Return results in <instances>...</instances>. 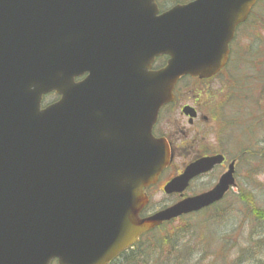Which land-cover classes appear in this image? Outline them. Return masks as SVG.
Here are the masks:
<instances>
[{
  "label": "water",
  "instance_id": "1",
  "mask_svg": "<svg viewBox=\"0 0 264 264\" xmlns=\"http://www.w3.org/2000/svg\"><path fill=\"white\" fill-rule=\"evenodd\" d=\"M155 1L0 0V264H108L234 184L230 165L210 190L138 216L143 188L172 158L151 135L158 109L181 77L225 66L257 0H193L160 14ZM50 92L60 98L41 108ZM222 161L189 163L163 191L182 195Z\"/></svg>",
  "mask_w": 264,
  "mask_h": 264
},
{
  "label": "trees",
  "instance_id": "2",
  "mask_svg": "<svg viewBox=\"0 0 264 264\" xmlns=\"http://www.w3.org/2000/svg\"><path fill=\"white\" fill-rule=\"evenodd\" d=\"M171 2H177V0H171ZM263 4L264 0L257 2L247 20L249 25L251 21L258 20V16L264 17ZM257 7L261 10L256 11ZM237 36L238 32L236 38ZM248 36L250 41L247 49L243 50L244 46H240L237 50H233L236 47L233 48L229 63L217 76L222 80L225 78L222 87L225 86L219 92L223 98L220 103L215 104L212 98V105H210L211 117L220 131L225 132L227 137L232 139H234L231 136L234 131L240 134L237 136L238 142H242L241 147H238L241 154L240 161L254 162V171L249 170L247 173L249 177H252L253 183L256 181V176L264 173V126L259 120L260 117L264 118V38L254 37V32ZM252 48L254 52L251 51ZM230 69L235 70L233 74ZM253 110L254 117L251 115ZM235 197L237 202L247 207L251 224L255 221L264 225V207L256 202L251 190L240 187ZM195 215L202 217L205 221H212L214 216L218 218V221H222L225 219V210L210 208ZM182 218L184 217H181V220ZM171 223H165L145 233L132 248L123 252L110 264H148L150 261L151 264H192L197 256L201 257L196 255L200 254L198 247L192 249V246H189L193 240L195 241L193 243L197 242L196 228L185 221L176 226H171ZM167 225H170L169 228ZM249 237L252 241L248 243L247 249L239 253L240 256L236 257L233 264H258L259 259L262 258L259 254L262 251L258 250V246L264 241V230L255 233L253 231V235ZM254 242L257 244L254 245Z\"/></svg>",
  "mask_w": 264,
  "mask_h": 264
},
{
  "label": "flooded vegetation",
  "instance_id": "3",
  "mask_svg": "<svg viewBox=\"0 0 264 264\" xmlns=\"http://www.w3.org/2000/svg\"><path fill=\"white\" fill-rule=\"evenodd\" d=\"M187 1L190 0H177L175 4L185 3ZM162 2H164V0L156 1L159 11H163L161 7L163 6L162 4H164L165 2L164 3ZM250 15L251 13L247 16V19L243 23L235 27L234 36L228 45L230 56H231V51L234 48L233 45L235 43L237 32H239L241 27L246 26L248 24L247 20L249 19ZM160 58L161 57L159 56L154 58V61L152 62V64L148 69L149 71H156L162 66V64L158 61L160 60ZM216 76L218 75L203 79L196 77H189V76H185L181 78L176 83L173 89L172 101L161 106L158 109L155 122L152 125L151 134L155 139L164 138L166 140L172 158L169 164L161 171L157 180L154 183L147 185L146 187L143 188L144 194L148 197V203L139 212V217L149 216L160 209L172 205L173 203L177 202L183 197L193 196L201 193V192L192 193L190 195L186 194L187 190H189L191 184L194 181L200 180L219 171L220 173L217 176L216 181L209 188L211 189L217 183L220 176L229 169L230 165H232L233 167L234 185L227 191V193L225 194L222 200H224V198L234 188H237L238 190V187L240 186L239 183L237 182L238 165L239 162H241L240 161L241 154L239 153L238 157L236 158L230 157L223 143L224 141L222 142V138H227L228 144L232 147V145L229 142L230 141L229 138L231 137H227L225 132L220 131L217 127L216 122L211 117V105H210L211 85L209 87V84L211 81L217 78ZM192 82H196L197 84H200V86L197 88H200L199 90L204 91L203 92L205 94L204 96L201 95V98H199L194 95L193 100L189 99L188 91L190 89V84ZM197 88H194L193 91L198 92ZM49 97L51 98L45 103V100ZM58 99L59 96L52 92L44 96L43 104L44 106H47L56 102ZM185 107H191L193 109V110H189L194 113L193 117H191L189 113L186 114L184 112ZM203 108L205 109V111ZM176 109H178L179 111V115L177 118H175L173 115L174 110ZM229 145L226 144L227 147ZM214 155H222L223 161L221 163L214 164L209 171L202 173L194 177L192 180H190L188 187L183 192V195H180V193H171V194L164 193L163 186L172 178L179 175L183 171L186 165L202 157L214 156ZM158 192H161L163 195L167 197L170 196V197H175L177 199L169 204H159L158 207H152L150 205L151 200ZM222 200L206 207L205 209H202V211L206 209L214 208ZM193 214L194 213L188 215H182L181 217H186Z\"/></svg>",
  "mask_w": 264,
  "mask_h": 264
},
{
  "label": "rangeland",
  "instance_id": "4",
  "mask_svg": "<svg viewBox=\"0 0 264 264\" xmlns=\"http://www.w3.org/2000/svg\"><path fill=\"white\" fill-rule=\"evenodd\" d=\"M171 0H164L165 6H170ZM162 2V3H164ZM264 5V4H263ZM263 9V8H262ZM261 10L259 7H257L256 11ZM264 11V10H263ZM262 13V11L260 12ZM257 17V16H256ZM254 18V17H253ZM251 24L241 27V29L238 32V36L236 38V41L234 43L233 50H237L240 46H244L243 50L247 49V45L249 44V37L248 35H251L254 32V37L258 38H264V17L260 18L258 16V20L254 22H250ZM253 25V26H252ZM250 26L253 28H250ZM243 32V33H242ZM240 41V42H239ZM252 46L254 47V42H252ZM254 52V49L252 50ZM250 51V52H251ZM231 74L234 73L232 69ZM241 75V74H240ZM225 81V78L222 80V78L217 77L215 80L211 81L209 84V87L211 85L210 91V104L212 105L215 103H220L222 94L219 92L220 89H223L222 87L223 82ZM200 84H197L196 82H192L190 84V89L188 93V97L190 100H193L194 95L201 98V95L204 96V91L199 90ZM194 88L198 89L197 91H193ZM199 96H198V95ZM51 97L47 98L45 100V103L50 99ZM213 98V99H212ZM204 109V108H203ZM205 111V109H204ZM216 111V110H213ZM174 117L177 118L179 115L178 109L174 110L173 113ZM252 117H254V110L251 112ZM260 116H258L259 118ZM260 123L264 126V118H259ZM254 125V123L252 124ZM264 129V128H263ZM231 136L234 138L229 141L232 147L228 144L227 138H222V142L225 145V148L227 149L230 157L236 158L238 157V154L240 153L238 147H241L240 143L238 142L239 139L237 136H240V134L237 131L233 132ZM238 134V135H237ZM211 139V138H210ZM229 145L228 147L226 146ZM252 170L254 171V162L248 163L246 161L239 162L238 165V178L237 182L239 183L240 187H245L246 190H251V192L254 194L256 202L264 207V173L260 174L259 176H256L255 180L252 183V177H249L247 175L248 171ZM219 171L216 173H213L205 178H202L200 180L194 181L189 190H187L186 194L190 195L192 193H198L205 191L209 189L214 182L217 179V176L219 175ZM260 183V184H259ZM236 192H238L237 188H234L229 194L222 200L220 203H218L214 208H223L225 210V219L222 221H218V218L214 216L212 221H205L202 219V217H199L197 215H189L184 218L175 219L172 221L171 226H176L177 224H182L181 222H189L190 225L194 226L197 230L196 235V243L193 240V242L190 243V247L192 246V249L198 247V253L196 255H201V257L197 256V259L193 261L192 264H233L236 257L240 256L239 253H241L243 250L247 249L248 243L251 242V238L249 235H253V231H263L264 225L261 223L253 222L250 223L251 220L249 219L248 211L246 210L247 207H244L243 204L238 201L236 196ZM235 195V196H234ZM177 198L165 196L161 192H158L155 194L153 199L151 200L150 205L152 207H158L159 204H169L171 202H174ZM246 206V205H245ZM203 215V214H202ZM204 217V216H203ZM211 220V219H210ZM170 225H167V228H169ZM263 237V236H262ZM193 238V237H192ZM257 244L254 242V245ZM258 250L262 251V253H259L262 255V258L259 259L258 264H264V241L259 243ZM194 260V259H193ZM151 262V261H150ZM148 262V264H151ZM160 263V259L158 261ZM153 263V262H152Z\"/></svg>",
  "mask_w": 264,
  "mask_h": 264
}]
</instances>
